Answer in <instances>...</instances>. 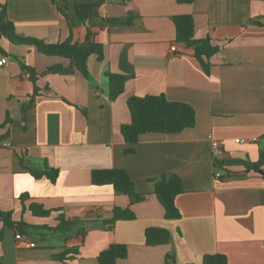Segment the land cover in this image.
Instances as JSON below:
<instances>
[{
  "label": "crops",
  "instance_id": "crops-1",
  "mask_svg": "<svg viewBox=\"0 0 264 264\" xmlns=\"http://www.w3.org/2000/svg\"><path fill=\"white\" fill-rule=\"evenodd\" d=\"M66 1L97 0H0L19 36L45 43L89 37L103 51L101 60L88 57V77L47 73L69 61L0 36V210L34 226L20 233L0 221V264H99L98 254L113 243L127 248L116 264H200L208 253L225 255L227 264H264V175L245 168L264 150V0H105L82 22ZM179 14L192 16L195 39L219 46L208 74L192 48L175 41ZM127 17L130 24L105 20ZM25 67L34 70V83ZM106 71L131 76L114 100ZM146 94L190 104L195 123L177 133H143L125 154L127 99ZM208 136L222 142L219 160ZM4 140L11 146L2 147ZM44 161L58 169L54 183L24 167ZM106 168H123L144 199L130 203L109 184L93 185L91 170ZM161 174L181 178L177 219L164 217L153 194L151 180ZM31 202L51 212L35 216ZM128 206L134 218L108 228L113 208ZM60 213L76 221L66 233L53 229ZM148 227L166 228L169 241L147 245ZM70 249L78 250L73 258H56Z\"/></svg>",
  "mask_w": 264,
  "mask_h": 264
},
{
  "label": "trees",
  "instance_id": "trees-1",
  "mask_svg": "<svg viewBox=\"0 0 264 264\" xmlns=\"http://www.w3.org/2000/svg\"><path fill=\"white\" fill-rule=\"evenodd\" d=\"M56 3L57 0H51ZM105 0H97L94 3H70L75 7L78 19L82 22L85 19L98 15V7ZM178 3H191L193 0H176ZM61 14H65L62 8L58 7ZM131 17L127 18H105L111 24H130ZM175 27V41L183 43L192 48L193 56L200 63L203 71L208 74L210 69L211 57L219 51V46L212 44L210 37L202 39L194 38V22L189 14H179L173 17ZM0 36L16 44H33L37 50L45 55L59 56L69 61L68 66L53 65L47 68V73L70 74L78 70L83 76L88 77L87 59L91 54H96L97 58H103L102 45L87 37L83 42H72L70 39L56 42L45 43L41 40L30 37H22L15 33L14 26L6 17V8L0 5ZM29 72L31 81H35V72L30 67H25ZM108 85V97L114 100L120 95L126 81L131 77L128 75L105 72ZM127 107L130 113V121L122 124L121 135L125 142L123 149L125 154L134 151V144L138 141L139 136L147 132L159 133H177L195 123L194 108L185 102L172 101L165 97L164 94H146L143 96L132 95L127 99ZM264 165V150L260 153V159L257 163H245L246 170H254L262 175ZM215 166L222 168L225 166L223 161H215ZM28 172L35 178H47L54 183L58 177V169L49 166L45 161L38 165L24 166ZM90 181L93 185L109 184L117 193L129 197L130 203L142 201L144 194L137 193L133 180L123 168H106L92 169L90 172ZM153 182V194L161 203L164 209L166 219H177L180 214L175 206V196L183 191L181 178L176 174H161L159 177L151 180ZM26 195L20 197L22 201ZM30 212L35 216H48L51 210L45 209L40 203L31 202L29 204ZM134 214L130 207H114L112 217L105 221L108 228H111L117 220L133 219ZM0 221L8 228L14 229L20 233H28L30 228H34L23 220L15 221L12 219L10 211L0 210ZM76 221L64 219L63 214L58 215V223L53 228L59 232H68ZM36 228V227H35ZM145 243L147 245H160L169 241V231L164 227H148L144 231ZM1 238V235H0ZM78 253L77 249L63 251L56 255L60 261L73 258ZM127 248L124 244L113 243L102 250L97 260L99 264H116V261L125 258ZM200 264H227V258L223 254L208 253L204 254Z\"/></svg>",
  "mask_w": 264,
  "mask_h": 264
},
{
  "label": "built area",
  "instance_id": "built-area-1",
  "mask_svg": "<svg viewBox=\"0 0 264 264\" xmlns=\"http://www.w3.org/2000/svg\"><path fill=\"white\" fill-rule=\"evenodd\" d=\"M174 50V48H173ZM6 62V58L5 57H1L0 58V66L3 65ZM209 141H210V145H211V154L212 157L219 160V158H221L222 154H223V147H222V142L219 139H216L212 136H208ZM250 140H255V138H251ZM236 141L238 142L239 139H236ZM2 147H10L11 144L9 141L4 140L1 142ZM221 176V173L219 171H216L214 173V177L215 178H219ZM22 237V235L20 233H16L15 234V238L20 239Z\"/></svg>",
  "mask_w": 264,
  "mask_h": 264
},
{
  "label": "rangeland",
  "instance_id": "rangeland-1",
  "mask_svg": "<svg viewBox=\"0 0 264 264\" xmlns=\"http://www.w3.org/2000/svg\"><path fill=\"white\" fill-rule=\"evenodd\" d=\"M44 232H46L47 230H43Z\"/></svg>",
  "mask_w": 264,
  "mask_h": 264
},
{
  "label": "water",
  "instance_id": "water-1",
  "mask_svg": "<svg viewBox=\"0 0 264 264\" xmlns=\"http://www.w3.org/2000/svg\"><path fill=\"white\" fill-rule=\"evenodd\" d=\"M27 163H29V162H27Z\"/></svg>",
  "mask_w": 264,
  "mask_h": 264
}]
</instances>
